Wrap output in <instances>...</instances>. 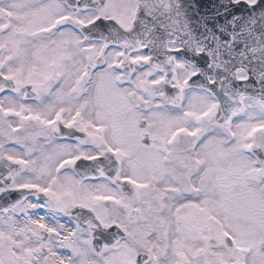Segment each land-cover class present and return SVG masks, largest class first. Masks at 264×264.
I'll list each match as a JSON object with an SVG mask.
<instances>
[{
  "label": "snow or ice",
  "instance_id": "1",
  "mask_svg": "<svg viewBox=\"0 0 264 264\" xmlns=\"http://www.w3.org/2000/svg\"><path fill=\"white\" fill-rule=\"evenodd\" d=\"M0 264H264V0H0Z\"/></svg>",
  "mask_w": 264,
  "mask_h": 264
}]
</instances>
